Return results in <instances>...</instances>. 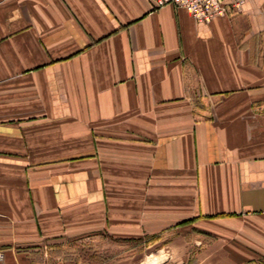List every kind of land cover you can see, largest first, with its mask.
<instances>
[{
  "label": "crops",
  "instance_id": "crops-1",
  "mask_svg": "<svg viewBox=\"0 0 264 264\" xmlns=\"http://www.w3.org/2000/svg\"><path fill=\"white\" fill-rule=\"evenodd\" d=\"M264 262V0H0V264Z\"/></svg>",
  "mask_w": 264,
  "mask_h": 264
},
{
  "label": "built area",
  "instance_id": "built-area-1",
  "mask_svg": "<svg viewBox=\"0 0 264 264\" xmlns=\"http://www.w3.org/2000/svg\"><path fill=\"white\" fill-rule=\"evenodd\" d=\"M158 7L172 4L186 9L197 21L208 22L219 15H234L242 10L244 0H154ZM4 257L0 250V260Z\"/></svg>",
  "mask_w": 264,
  "mask_h": 264
},
{
  "label": "rangeland",
  "instance_id": "rangeland-1",
  "mask_svg": "<svg viewBox=\"0 0 264 264\" xmlns=\"http://www.w3.org/2000/svg\"><path fill=\"white\" fill-rule=\"evenodd\" d=\"M91 239L90 255L86 261L80 262L79 264H104L109 262L110 259L114 258L120 251H124L122 254H127L129 251V243L115 244L114 239L108 236H100ZM115 255V256H114ZM259 264H264L259 263Z\"/></svg>",
  "mask_w": 264,
  "mask_h": 264
}]
</instances>
